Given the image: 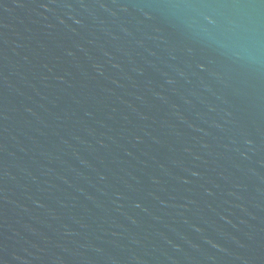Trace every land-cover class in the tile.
Segmentation results:
<instances>
[{
    "label": "water",
    "instance_id": "obj_1",
    "mask_svg": "<svg viewBox=\"0 0 264 264\" xmlns=\"http://www.w3.org/2000/svg\"><path fill=\"white\" fill-rule=\"evenodd\" d=\"M0 264H264V0H0Z\"/></svg>",
    "mask_w": 264,
    "mask_h": 264
}]
</instances>
